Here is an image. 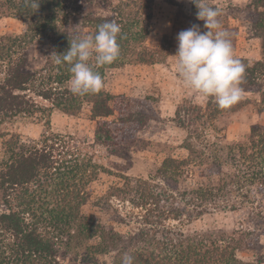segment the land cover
I'll use <instances>...</instances> for the list:
<instances>
[{
  "label": "trees",
  "instance_id": "obj_1",
  "mask_svg": "<svg viewBox=\"0 0 264 264\" xmlns=\"http://www.w3.org/2000/svg\"><path fill=\"white\" fill-rule=\"evenodd\" d=\"M256 1L264 7V0ZM37 2L35 8L33 0H0V17H17L26 24L22 33L0 34V125L16 116L41 111L42 106L34 96L68 113L77 112L80 104L86 101L91 104L94 118L112 115L110 94L102 88L98 93L74 95L66 86L71 78L70 66L66 63L56 65L49 55L65 52L77 34H94L98 25L114 20L121 26L117 37L119 56L112 64L100 68L90 61L93 69L103 78L106 67L127 61L146 63L154 60L160 49L151 50L143 44L151 19L149 4L141 6V0L118 4L111 0ZM143 8L146 13L141 15ZM142 23L146 25L141 26ZM252 24L264 51V10L258 11ZM36 43L45 45L44 56L41 66L32 68L28 54L34 48L31 45ZM236 58L246 69L239 85L242 92L255 91L258 100L250 104L241 98L230 108L221 109L209 97L198 119L204 116L212 120L223 113L249 106L255 108L257 114L264 113V58L252 63ZM109 121L98 122L95 133L100 143H108L113 138L111 124L114 122ZM114 127L116 131L121 128L116 124ZM245 135L244 141L233 143V150H238L239 158L250 162L249 167L254 170L247 177L236 176L240 189L264 181V124L251 125ZM3 145L0 159V264H62L59 248L86 253L88 256L81 264H95L96 258L103 253L108 254L109 264H121L124 253L134 257V264H264L260 243L264 223L258 231L245 228L225 232L219 229L184 235L161 230L159 237L149 227L126 237L127 245H124L118 234L106 230L93 215L86 216L80 211L88 197L87 186L96 176L97 167L92 159L78 157L76 148L56 135L45 136L41 143L34 145H24L11 135L4 139ZM188 149L191 153L193 147ZM187 162L186 159L167 157L157 171L163 179L176 182ZM222 164L220 160L213 163L217 167ZM212 175V171L209 174L200 172L197 175L200 179L189 190L197 200L192 205L199 207L200 214L210 212L209 206L218 207V202L231 191V184L214 185L216 181ZM134 183L142 197L141 204H148L151 184L147 180ZM258 193L264 199V185ZM244 251H254L256 255L245 259L240 254Z\"/></svg>",
  "mask_w": 264,
  "mask_h": 264
},
{
  "label": "rangeland",
  "instance_id": "obj_2",
  "mask_svg": "<svg viewBox=\"0 0 264 264\" xmlns=\"http://www.w3.org/2000/svg\"><path fill=\"white\" fill-rule=\"evenodd\" d=\"M111 1L118 4L128 0ZM207 2L220 9L218 20L230 34L235 57L251 63L263 59L261 38L252 24L258 11L264 10L261 3L256 0ZM146 4H149L151 19L143 44L151 50H160L154 60L146 63L127 61L104 69L103 90L112 96L109 104L113 114L94 118L91 104L86 101L80 104L77 112L68 113L34 96L42 106L41 111L16 116L0 125V134L5 135L0 138V159L3 141L11 135L24 145L39 144L45 136L53 135L70 142L78 157L92 159L97 167L94 180L87 186L88 197L80 207L81 213L93 215L106 230L123 238L124 245H127L126 237L149 227L158 237L161 230L184 235L219 229L258 231L264 223V199L258 193L264 181L240 189L236 176L247 177L254 169L249 167L250 162L239 158L233 143L244 141L251 125L264 124V113L257 114L255 108L249 106L212 120L204 116L198 119L209 98H202L182 85L174 71L173 55L177 50L178 33L193 24L199 25L202 32L207 31L204 21L196 18L197 8L191 0H141V6ZM140 13L144 15L146 8ZM25 29V22L17 17H0V34L22 33ZM31 46L34 48L28 54L29 64L39 68L45 45ZM254 92H242L241 98L253 104L259 98ZM104 119L114 122L111 124L113 138L108 143L96 140L98 122ZM115 124L121 127L117 131ZM190 147L194 153H190ZM167 157L188 160L176 182L163 179L157 171ZM218 160L223 163L221 167L213 165ZM211 171L216 181L214 185L231 184V191L218 202V207L209 206L210 212L200 214L199 207L192 205L197 200L189 190L200 179L197 177L200 172L209 174ZM136 180H147L151 184L148 204H141ZM260 243L264 253V235ZM108 250L109 246L106 253ZM240 254L245 259L256 255L254 251ZM59 255L62 264H81L88 256L71 248H59ZM96 259L95 264H109L108 254L103 253Z\"/></svg>",
  "mask_w": 264,
  "mask_h": 264
},
{
  "label": "clouds",
  "instance_id": "obj_3",
  "mask_svg": "<svg viewBox=\"0 0 264 264\" xmlns=\"http://www.w3.org/2000/svg\"><path fill=\"white\" fill-rule=\"evenodd\" d=\"M197 8L196 18L204 21V28L193 24L178 33L174 71L182 85L202 98L212 97L221 109H228L242 97L245 65L235 57L230 34L221 26L220 9L207 0H191ZM33 7H38L33 0ZM121 26L114 20L98 25L94 34H77L63 53L53 52L56 65L68 64L71 78L69 89L74 95L98 93L104 86L101 74L93 69L112 64L119 56L117 43ZM121 264H134V257L124 253Z\"/></svg>",
  "mask_w": 264,
  "mask_h": 264
}]
</instances>
